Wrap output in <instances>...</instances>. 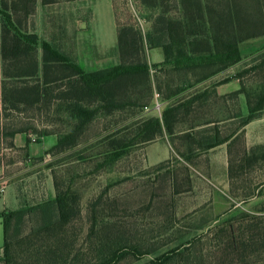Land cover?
<instances>
[{
    "label": "trees",
    "instance_id": "obj_1",
    "mask_svg": "<svg viewBox=\"0 0 264 264\" xmlns=\"http://www.w3.org/2000/svg\"><path fill=\"white\" fill-rule=\"evenodd\" d=\"M46 3L55 0H44ZM71 1V0H66ZM167 1V0H166ZM163 0V2H166ZM171 9L151 17L150 30L143 34L140 28L122 25L114 16L117 26V47L121 62L100 70L88 72L77 64L74 57L57 44L40 40L32 27L36 13V0H0V138L15 146V137H57V143L45 155H57L76 147L87 127L99 114L112 113L137 106L142 110L150 104L153 92L151 72L174 65L179 73L194 72V82L181 80V90L186 91L214 78L243 62L253 54L264 51L256 41L264 40V0H172ZM115 0H113V3ZM150 7H157L156 0H144ZM115 4V3H114ZM113 4V5H114ZM33 20V22H32ZM31 21V22H30ZM31 24V26L29 25ZM160 49L164 60L151 64L144 59L145 46ZM41 49V58H40ZM264 67V56L251 69H245L232 77H225L215 85L240 80L249 70ZM150 93L145 102L127 96V89L136 85ZM236 94H243L248 107L242 117L246 125L259 118L264 111V83L248 91L243 84ZM210 96L208 92L197 94L193 99L168 107L161 117H150L138 122L134 133L126 127L108 137V150L102 153V161L96 170L118 162L137 145L155 141L166 133H175L172 119L182 110L190 111L195 103L202 106ZM58 102L57 113H66V130H38L29 122L27 112L50 107ZM14 114H24L15 123ZM126 133L125 136L118 134ZM28 137V138H29ZM193 136L184 134L183 138ZM19 149L25 159L29 155V143ZM224 142V141H222ZM218 139L204 143L207 149L221 144ZM201 143V142H200ZM263 147H255L242 165L254 166L264 159ZM34 161L43 157L32 158ZM177 159H174L175 161ZM192 162L193 157H183ZM168 162V161H167ZM173 162L161 163L152 170L163 174L173 195L183 192L182 171L171 169ZM177 163H179L177 161ZM245 174L230 170V178ZM54 173L56 195L34 206L30 211L3 213L4 245L0 259L5 264H133L151 256L155 249H145L132 242L121 226L101 223V194L90 206V226L84 244L78 245L74 231L81 218L80 196L69 185L62 189ZM251 187H242V196L251 198ZM234 193V192H233ZM235 206V205H233ZM263 212V211H262ZM29 213L35 227L28 238L27 252L21 243H11L8 237L12 220L22 221ZM217 215L201 235L180 243L175 248L146 264H264V214L241 212L226 219ZM167 243L162 244L165 246ZM15 246V247H14Z\"/></svg>",
    "mask_w": 264,
    "mask_h": 264
},
{
    "label": "rangeland",
    "instance_id": "obj_2",
    "mask_svg": "<svg viewBox=\"0 0 264 264\" xmlns=\"http://www.w3.org/2000/svg\"><path fill=\"white\" fill-rule=\"evenodd\" d=\"M55 1L51 2L48 10L43 11L40 16L41 22L36 31L40 40L45 39L57 44L76 60H80L88 70L105 66L108 60L113 59L112 56L117 55V27L114 34L107 26L105 14L100 15L96 23L91 9L82 4L84 1ZM114 3L120 23L140 28L143 34L151 28V17H156L163 11L159 8L160 5H163L164 9H171L174 5L172 0H156L154 5L158 8L150 7L144 0H115ZM255 43L261 48L264 40ZM143 56L151 64L164 60L160 49H149L147 45ZM263 56L264 51L257 52L229 69L227 74L234 76L255 65ZM195 74L179 73L174 65L159 68L157 71L152 70L153 92L147 108L142 110L133 106L111 115L99 114L87 127L79 144L61 154L44 155L39 161L25 159L21 150L10 148L9 143L0 138V198H4L6 203L3 213L30 211L34 206L53 199L56 195L54 173H57L60 188L65 189L70 185L80 196L82 213L74 229L80 237L78 245L84 244L88 233L91 203L103 194V204L99 211L100 222L116 223L132 242L141 244L145 249H155L151 256L133 263L146 264L180 243L201 235L217 215L226 219L241 212H264V162L258 164L255 173L245 175L243 182L237 180L235 185V191L239 185H256L262 198L243 204V208H234L232 205L238 202L240 197L234 190L224 189L222 174H208L204 159H199L191 164L192 166L179 165L177 160L173 161L170 149L172 141L166 133L155 141L137 145L111 166L96 170L102 161V153L108 150L110 135L126 127H130L127 133H134L138 122L150 117H161L168 107L186 101L196 90L215 86L223 77L216 76L197 85L193 90L180 92L181 80L185 78L194 82L198 77ZM240 83L248 91H254L264 83V67L249 70L239 80V85ZM143 86L141 84L132 87V93L127 89V96L137 97L140 102H145L150 93ZM214 102L215 100L207 106L197 105L187 112L182 110L181 116L173 118L171 125L175 130H182L203 123L210 119L214 109L218 108V104ZM56 105L58 102L50 109H42L40 113L35 109L28 111L29 122L34 123L39 131L44 128L56 131L68 129L67 114H58ZM25 116L14 114L15 123ZM125 135L126 133H121L116 137ZM35 137H30L31 142H39V137L33 141ZM165 162L167 165L173 162L171 169L178 168L182 171L186 168L182 171L183 192L179 195H173L168 189V183L163 179L162 173L152 170L156 165ZM18 219L15 217L12 220L8 237L11 243H21L23 248L26 246L28 249V238L33 233L35 223L29 213L22 221ZM167 242L168 244L161 246ZM3 245L4 232L0 221V259L3 256ZM26 248L24 251L27 252ZM0 264L5 263L0 260Z\"/></svg>",
    "mask_w": 264,
    "mask_h": 264
},
{
    "label": "crops",
    "instance_id": "obj_3",
    "mask_svg": "<svg viewBox=\"0 0 264 264\" xmlns=\"http://www.w3.org/2000/svg\"><path fill=\"white\" fill-rule=\"evenodd\" d=\"M9 1L10 4L12 0ZM78 0H72L75 2ZM84 6L91 9L94 17V22L96 23L99 19V16L105 14L107 26L110 27L111 31L115 34L116 29V20L114 16V5L112 0H82ZM81 1V2H82ZM59 4V3H57ZM51 3H46L44 0H36V13L34 16V22L32 20V27L35 33L38 35L37 28L39 27L40 16L43 11L48 10ZM82 6V5H81ZM31 22V21H30ZM117 36V33H116ZM45 40V39H44ZM47 41V40H46ZM1 45V42H0ZM117 55L107 61V64L101 68L87 69L80 60H76L77 64L82 66L84 70L88 72L100 70L112 65H118L121 62L120 54L118 47L116 48ZM159 64V63H157ZM229 70L219 74L220 76L232 77L233 75L227 74ZM227 74V75H226ZM218 75V76H219ZM220 81V80H219ZM195 87L189 88L186 91L180 90V92H187L189 90L195 89ZM240 89L239 81L233 80L226 84L215 85L213 87H204L202 90H196L192 95L188 97V100L193 99L197 94L208 92L210 96L207 98L206 102L202 106L210 105L211 102L215 100L218 104V108L214 109L213 115L210 119H207L201 124L190 126L186 129L175 130L174 134L170 135L172 141L170 149L172 152L173 159H177L179 165L185 164L186 166H192L199 159H204L206 161V170L208 174L215 176L216 174H222L221 181L223 182L224 189L227 191L234 190L236 181L243 178L238 176L233 179L230 178V170L233 169L234 172L240 174H252L257 170L258 164L264 162V159L258 161V164L254 166L242 165L238 167L239 164L243 163V160L249 157L250 152L255 147H263L264 150V111L261 116L250 123L243 125L242 117L244 114H247L248 107L243 94H236ZM185 102V101H184ZM214 102V103H215ZM183 103V102H181ZM180 104V103H179ZM200 103H195L193 107L199 105ZM200 106V105H199ZM181 116V113L179 117ZM190 133L194 138L193 140L190 137L186 139L183 138L184 134ZM29 136L25 134H19L15 137L14 143L16 148L22 149L28 144ZM218 139L221 144L218 146L207 149L204 143H208L212 139ZM51 141L48 143L47 140ZM47 142V143H46ZM201 142V143H200ZM57 143V137L55 135L46 136L39 139V142H30L29 143V155L30 158H38L45 155L53 146ZM193 157L192 162H186L183 157ZM155 164L159 162H154ZM254 186V185H253ZM256 186V185H255ZM251 187L254 190V194L251 198L245 199L242 193V185H239L237 190V196L240 198L239 201L235 202L232 207L239 208L243 204H248L253 202V200H260L262 196L260 195L259 188ZM262 188V186L260 187ZM6 203L4 198H0V221L3 226L4 232V218H3V206ZM243 208V207H242ZM257 209V208H253ZM252 214L260 215L264 214L261 210L248 211Z\"/></svg>",
    "mask_w": 264,
    "mask_h": 264
},
{
    "label": "built area",
    "instance_id": "obj_4",
    "mask_svg": "<svg viewBox=\"0 0 264 264\" xmlns=\"http://www.w3.org/2000/svg\"><path fill=\"white\" fill-rule=\"evenodd\" d=\"M35 137V136H34ZM33 141L35 142L36 141V137L35 138H33ZM0 257H1V255H0Z\"/></svg>",
    "mask_w": 264,
    "mask_h": 264
}]
</instances>
